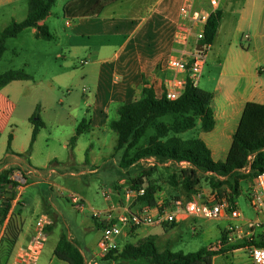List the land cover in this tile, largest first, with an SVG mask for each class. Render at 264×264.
Masks as SVG:
<instances>
[{
    "label": "crops",
    "instance_id": "obj_1",
    "mask_svg": "<svg viewBox=\"0 0 264 264\" xmlns=\"http://www.w3.org/2000/svg\"><path fill=\"white\" fill-rule=\"evenodd\" d=\"M27 1L0 0V33L13 21L22 22L26 19L25 15L22 21L16 17L21 5H25ZM182 1L118 0L95 16H72L74 25H68L70 21L67 20L65 26L72 34L65 36L61 48L72 55L71 60L64 53L56 54V59L64 60L65 66L61 73L53 77L51 84L47 85L42 97L33 99L32 92L36 88L33 78L14 81L0 90V163L4 161L0 164V173L12 167L31 166L30 169L43 170L35 177L36 181L32 185L50 183L44 179L55 173L58 164L54 162L59 158L49 150L46 156L42 154L39 147L41 131L28 160L18 155L26 153L30 147L33 133L30 119L36 109L40 108L39 101H56V85L60 86L66 78L73 77L76 64L80 63L83 68L92 66L90 73L96 71V88L92 97L83 94L89 117L86 120V132L99 136L110 131V124L118 120H110L111 115L118 114L120 106L141 99L146 87L153 89L161 98L164 80L173 75L167 66L168 61L181 50L175 44V32L176 24L180 21ZM220 3L223 13L220 27L214 43L206 51V58L210 60L212 69L211 106L216 125L211 132H204L199 137L209 147L216 162L226 160L246 105H264V0H221ZM49 19L50 16L40 22V25H47L55 32L50 42L60 44L63 37L50 25ZM33 30L35 35L36 30ZM88 76L85 72L84 79ZM71 97L72 94L69 99ZM41 98L43 100H39ZM57 103L62 102L60 100ZM25 124H29V128H26L23 143H19L20 127ZM10 135L12 152L8 154ZM65 148L68 150V144ZM103 158L105 156L102 155L99 160ZM97 163V157L92 156L89 163L91 173L97 172V169L92 170ZM28 187L29 185L20 187L18 194L23 204V225L13 253L25 247L33 238L36 220L43 215L50 216L48 209L51 206L44 200H38L33 212L27 211L31 207L26 197ZM117 204L112 201L109 207ZM50 217L54 225L48 232L39 264H69L55 255L61 236L49 244L52 229L58 220L56 214ZM69 238L73 240L72 237ZM237 251L226 250L223 254ZM10 262L11 260L8 264Z\"/></svg>",
    "mask_w": 264,
    "mask_h": 264
},
{
    "label": "rangeland",
    "instance_id": "obj_2",
    "mask_svg": "<svg viewBox=\"0 0 264 264\" xmlns=\"http://www.w3.org/2000/svg\"><path fill=\"white\" fill-rule=\"evenodd\" d=\"M69 1L59 0L50 14V25L56 28L63 37L60 44H55L53 41L47 42L43 39L38 40L33 33V29H26L17 38L7 41V50L0 60V72L25 69L34 79L36 88L34 93L32 92L33 99L42 97V93L46 90L47 85L51 84L53 77L62 72V68L65 66L64 60L56 59V54L64 53L63 55L67 56L69 61L71 60L72 55L61 48L64 45L65 36L72 34V31L65 26L66 21L69 20L72 25L75 23L72 17H68L64 13V8ZM21 6L22 8L17 13L16 19L22 21L25 18L24 15H28V1ZM50 32L52 35L55 33L52 29ZM210 63V60L206 58L204 74L197 83L199 88L208 92H212ZM92 69L90 65L83 68L80 63L76 64V72L73 77L66 78L60 86L56 85V101L48 103L47 100L39 99L43 101H39L40 108L38 112L45 124L39 135V147L44 156L49 150L59 158L54 162L58 164L55 173L51 177L47 175L48 177L46 176L44 179L50 183L47 185H32L31 183L36 179L25 184L18 183L14 176L17 179L19 171L13 174L11 180L19 184V187L29 185L26 192L27 200L31 205L27 209L29 213L35 210L38 200H44L47 201L48 206H51L48 209L50 216H54V214L58 216L56 225L51 232L49 244L65 233L73 238V240H70L80 249L83 257L84 255L86 257L92 256V260L97 264H148L144 259L126 261L122 258H97L102 229L98 228L93 213L94 211L107 210L111 204L104 199L103 192L110 194L111 201L121 203L122 187L133 183L132 181L139 176H146L147 173L151 175L146 176L145 184L147 186L151 183L156 188L158 199L166 200L190 196L181 185L180 175L182 170L190 166H181L171 163L169 159L154 157L155 160L152 163L142 159L129 167H122L123 153L115 150L117 135L111 130L99 136L96 133L85 132L78 138L76 147L71 153L70 140L76 135L80 123L83 120H89L86 98L83 97V94L86 93L88 97H92L95 91L96 71L90 73L89 71ZM85 72L89 74L86 80L84 79ZM205 82L209 84H205ZM70 94H72V97L69 99ZM60 100L62 103H57ZM175 117L174 115H167L158 119L148 129L140 144L130 151L129 159L150 144L151 138L157 134L158 125L164 123L171 126ZM116 118H119L118 114L113 113L110 120ZM26 128H29V124L20 127L19 143L24 141ZM201 134L205 133L202 132L200 120L197 118V127L194 130L180 135L170 133L169 137L177 136L183 140H189L199 138ZM66 144H68V150L65 148ZM102 155L105 158L99 160ZM92 156L98 159V163L92 169H97L95 173H91L90 168L92 167H89ZM56 164L54 165L56 166ZM173 176L177 177L176 185L172 183ZM209 177L211 176L204 175L196 192L213 190L207 180ZM252 183L243 181L241 183V194L236 198V203L242 213L239 224L243 226L244 232L237 233L233 243L226 245L227 247L243 245L248 243V239L251 238L255 241L264 240L263 218L256 214L251 205ZM19 187L15 192V198H12L14 190L11 185L0 193V207L4 203L11 205L9 217L4 223L0 216V257L2 259L10 256L11 260L13 254V247L4 242L8 231L12 227L19 228L18 219L15 217L23 207L21 199L18 198ZM216 192L224 194L228 192V188L223 187ZM72 196H77L79 199L80 202L77 205L72 202ZM229 224L231 222L227 219L195 220L189 218L177 224L174 229L172 227L167 229L141 227L122 239L120 251L128 243L137 245L144 240L153 241L160 252L169 249L172 252L189 254L206 248L218 250L219 242L222 240V232ZM11 239L12 233L6 240ZM227 250L233 251L231 249ZM213 264H253V262L244 246L237 252L218 255L213 260Z\"/></svg>",
    "mask_w": 264,
    "mask_h": 264
},
{
    "label": "trees",
    "instance_id": "obj_3",
    "mask_svg": "<svg viewBox=\"0 0 264 264\" xmlns=\"http://www.w3.org/2000/svg\"><path fill=\"white\" fill-rule=\"evenodd\" d=\"M59 0H28V15L22 22L13 21L0 33V60L7 50L6 44L9 39L17 38L24 30L33 28L36 30L35 36L38 39L50 41L53 35L47 25H40L50 16L53 7ZM118 0H70L64 8V13L68 17L72 16H95L103 8L116 3ZM223 13L221 10L213 13L205 27V37L199 44L205 47L211 46L217 36ZM32 77L24 70H9L0 73V90L10 83L18 80H30ZM213 94L205 91L191 82H187L183 95L176 101H170L163 95L159 98L151 88H144L142 98L122 105L118 108V120L110 124V128L117 135L115 150L123 153L122 167H129L142 159L157 157L169 159L173 162H186L189 168L181 171V185L188 195L194 194L201 185L204 175H209L207 180L209 186L217 191L226 187L231 192V199L235 200L241 194V183L243 181L253 182V180L264 173V105L248 103L244 109L238 129L233 137L232 146L224 162H216L212 157V152L206 143L200 138L183 140L180 137H169L170 133L175 135L184 134L197 127V118L200 120L201 130L211 132L216 125L214 111L212 109ZM39 108L30 119L33 124L32 140L28 151L18 156L26 161L31 154L33 144L37 140L40 131L45 127L40 118ZM167 115H174L173 125L167 126L161 123L157 126V134L150 140V144L139 150L134 157L129 159V153L135 149L146 135L148 129L160 118ZM88 130V122L83 120L69 143L71 153L76 147L78 138ZM10 135L7 153H11ZM88 161V159H87ZM2 161L0 164H3ZM31 166L12 167L0 173V193L7 186H12L15 192L19 184L11 180L16 171L26 173ZM33 169V168H32ZM33 176L25 175L28 182L34 177H38L43 170L35 169ZM151 175L149 173L146 176ZM146 176H139L132 184L139 187H146V195L141 198V203L154 205L157 201L156 188L149 183L146 186ZM177 177H172V183L176 185ZM11 205L2 204L0 216L4 223L9 217ZM22 210L15 217L18 219L19 228L12 227L8 231L6 240L14 248L22 231L23 221L21 219ZM98 228L102 225L97 223ZM177 224L172 225L174 229ZM52 227V226H51ZM51 227L47 228L50 232ZM135 231H133L134 233ZM225 232H222V239ZM246 245L264 246V240H251L243 245L227 247L226 245L219 251H212L210 248L201 249L198 252L184 254L183 252H172L166 249L158 251L155 243L150 240L141 241L139 244H126L120 251L116 250L106 256L107 259L122 258L126 261L144 259L148 264H213L215 256L223 254L225 250H239ZM58 259L69 264H85L84 257L80 249L70 240L67 234H62L55 250ZM12 257V256H11ZM9 258L2 259L0 264H8Z\"/></svg>",
    "mask_w": 264,
    "mask_h": 264
},
{
    "label": "built area",
    "instance_id": "obj_4",
    "mask_svg": "<svg viewBox=\"0 0 264 264\" xmlns=\"http://www.w3.org/2000/svg\"><path fill=\"white\" fill-rule=\"evenodd\" d=\"M221 0H183L180 7V21L176 24L175 44L181 48L177 55L168 61V68L173 72L163 82V95L170 101L178 100L184 93L187 82L194 86L204 74L206 64V51L210 46L199 49V41L205 37V27L210 16L219 11ZM68 25H71L69 22ZM152 163L154 157L145 158ZM171 161V160H170ZM181 166L189 165L186 162H173ZM190 166V165H189ZM27 176H34L36 171L28 169L26 173L19 171L15 180L25 184ZM35 179V177H34ZM26 186V185H24ZM23 186V187H24ZM21 187V186H20ZM19 187V188H20ZM146 195V187H135L132 183L122 187V201L112 205L104 211H94L93 218L102 225V238L98 243L97 258H105L113 251L119 250L121 241L133 231L141 227L167 229L189 218L195 220L227 219L231 222L224 230L225 238L219 242V251L225 245H231L237 233H243L240 225L242 213L236 199H231V192L219 194L215 190L209 192H196L183 198L158 199L154 205L141 203ZM104 199L112 203L110 194L103 192ZM251 205L258 216L264 221V173L257 176L251 186ZM72 202L78 204L77 196H72ZM82 209V208H81ZM53 220L48 215L39 217L35 222V234L29 243L15 251L10 264H39L41 255L47 243V228L51 227ZM250 234V232H249ZM248 239V241H251ZM253 264H264V246L246 245ZM85 264H97L92 256L84 255Z\"/></svg>",
    "mask_w": 264,
    "mask_h": 264
},
{
    "label": "water",
    "instance_id": "obj_5",
    "mask_svg": "<svg viewBox=\"0 0 264 264\" xmlns=\"http://www.w3.org/2000/svg\"><path fill=\"white\" fill-rule=\"evenodd\" d=\"M199 49H200L201 51H203V46H202V45H199Z\"/></svg>",
    "mask_w": 264,
    "mask_h": 264
}]
</instances>
